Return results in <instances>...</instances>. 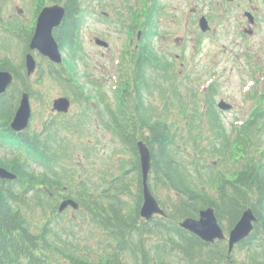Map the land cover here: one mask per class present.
<instances>
[{
	"label": "trees",
	"instance_id": "1",
	"mask_svg": "<svg viewBox=\"0 0 264 264\" xmlns=\"http://www.w3.org/2000/svg\"><path fill=\"white\" fill-rule=\"evenodd\" d=\"M52 1L67 10L54 35L67 65H75L84 61L81 29L89 0ZM167 63L149 45L130 56L119 106L106 114L115 151L106 155L108 165L98 158L91 174L78 157H93L95 148L73 144L69 132L81 136L80 129L65 115L51 114L41 131L11 130L22 94L35 95L30 77L6 68L16 81L0 96V149L11 155L0 166L18 178L0 179V264H264V83L262 91L247 94L254 106L249 118L227 130L213 86L202 95V113L196 92L186 101V91L175 89L178 73ZM44 76L85 98L65 66L47 63ZM140 141L151 156L148 186L165 212L150 221L140 215ZM70 199L79 205L75 219L89 223L100 240L86 245L63 238L70 207H59ZM209 207L226 232L252 209L253 231L232 252L226 241L205 243L181 227Z\"/></svg>",
	"mask_w": 264,
	"mask_h": 264
},
{
	"label": "rangeland",
	"instance_id": "2",
	"mask_svg": "<svg viewBox=\"0 0 264 264\" xmlns=\"http://www.w3.org/2000/svg\"><path fill=\"white\" fill-rule=\"evenodd\" d=\"M138 1L146 10L148 1ZM46 2L49 0H0L1 63L6 64L5 60H9L15 68L25 63V53L29 49L25 45L24 36L35 24L39 6L46 5ZM134 2L136 0H108V5H118L123 12L125 6H131ZM157 3L160 14L152 16L149 25L152 28L154 24L156 34L153 32L149 40H152L154 53L161 58L168 56V61L164 62H168L178 72L174 87L186 91V101L196 92L199 98H196V102L203 113L205 99L202 95L213 86L217 109L220 110L218 105L223 101L231 106L230 110L221 111L225 128L230 130L233 124L242 125L254 107L247 94L250 91H262L260 84L264 83V0H234L233 3L228 0H157ZM92 7L81 29L84 61L70 66L64 62L69 77L73 78L75 85L81 87L85 98L76 97L63 84L34 74L30 78L35 97L30 96L32 119L29 126L31 131H41L47 118L54 114V100L68 97L72 107L70 113L62 119L76 125L81 133V136L74 133L72 137L69 132L70 139L74 145L81 141L90 150L95 148L96 151L93 157L88 155L86 160L78 157L84 161L81 166L87 167L89 174L91 167L99 166L94 164L98 158L106 159L108 153L115 151L110 150L116 146L107 128V108H118V95L115 91L119 88L124 65L129 64L128 58L137 43V29L143 31L142 19L128 20L124 13L116 11L115 15L109 17L110 21L102 22L96 19L101 9L109 13L113 9L106 8L105 4ZM245 11L253 14L255 24H250L244 15ZM202 16L206 17L211 28L206 33L199 27ZM22 24L25 28H22ZM97 37L106 41L108 47L97 45ZM41 65V69L46 70V63ZM177 87L175 89H179ZM202 126L203 131L208 132L207 125ZM10 157L9 152L0 149V159ZM104 161L108 165V160ZM76 212L73 209L66 212L63 220L65 224L62 226L66 227L67 232L63 238L69 237L73 242L80 241L86 245L100 240L89 223L75 219L78 215ZM72 217L75 222L69 224L67 221Z\"/></svg>",
	"mask_w": 264,
	"mask_h": 264
},
{
	"label": "water",
	"instance_id": "3",
	"mask_svg": "<svg viewBox=\"0 0 264 264\" xmlns=\"http://www.w3.org/2000/svg\"><path fill=\"white\" fill-rule=\"evenodd\" d=\"M66 15V9L61 5L47 6L40 12L35 26L34 35L30 43L31 51H39L45 57H48L52 62L62 63V55L57 41L53 36L55 28L62 24ZM246 15L250 21L253 22V16L247 12ZM199 26L203 32H208L211 28L205 17H202ZM96 43L102 47H108V44L101 40L96 39ZM26 68L28 75H32L36 71L37 63L34 56L29 53L26 55ZM13 82V75L10 72L0 71V95L5 94L8 87ZM71 107V102L66 97H60L53 102V111L58 113H67ZM218 107L223 111H228L231 106L224 101ZM32 116V108L30 97L28 93H24L20 100L19 107L14 115L10 124V128L15 132H22L26 130L30 124ZM139 156L141 161L143 183H144V202L141 208V217L149 221L154 215H165L164 210L160 207L158 201L152 195L148 184V176L151 169V156L147 145L144 142L138 143ZM0 179L14 181L17 176L9 170L0 167ZM77 210L78 203L74 200H65L61 203L59 211L62 212L68 207ZM256 217L252 209H247L243 212L239 221L229 233L227 239L225 232L218 222L215 210L212 207L200 211L199 218H187L180 225L183 229L198 236L206 243H213L216 240H228L230 252L233 248L248 238L253 231Z\"/></svg>",
	"mask_w": 264,
	"mask_h": 264
},
{
	"label": "flooded vegetation",
	"instance_id": "4",
	"mask_svg": "<svg viewBox=\"0 0 264 264\" xmlns=\"http://www.w3.org/2000/svg\"><path fill=\"white\" fill-rule=\"evenodd\" d=\"M147 1H148V6H147L146 10L140 4V1L136 0V2L131 3V6L129 5L130 7L129 6L128 7L125 6V8L123 9V12H122V8H120L118 5H113L112 7H109L108 0H89L88 5H90L89 8L93 9L92 6H96L97 4H99V5L105 4L107 6L106 8L113 9V11H111V13H109L108 11H103L104 9H101V11L96 15V19L99 20V21H102V22H106L109 19V17L115 15L117 12H120V13H125V15H126V17H127L128 20H138V17H140V15L142 14L143 15V18H142L143 19V22H144V24H146V22H148L149 20H150V22L152 21V16L154 17L157 13L160 14V9L157 7V5H158L157 0H147ZM228 1H229V3H233L234 2V0H228ZM54 5H62V4L61 3H56L55 1H52V0H49V2L46 5H40L39 6V11H38V13H37L38 15H37V17L35 19V24L32 25L29 33H27L24 36L25 37V39H24L25 40V45H26V47L28 45V49H29L28 51L29 52H30V48H29L30 41H28V39L31 40V38L34 35L36 21H37V18L39 16L40 12L42 11V9L44 7L54 6ZM62 6H64V5H62ZM89 8H87V15L86 16H88V14H89ZM144 10H145V12H144ZM66 15H67V10H66ZM66 15H65V17H66ZM146 15H149V17H147ZM65 17H64V19H65ZM64 19H63V21H64ZM110 20H108V21H110ZM63 21H62V24H63ZM253 21H254V24H255L256 23V20L253 19ZM129 22H131V21H129ZM22 25H23L22 28H25L24 24H22ZM60 26L54 29V31H53L54 38H55L54 33H55V31L58 28H60ZM128 26H130V25H128ZM138 27H139V24H138ZM153 27H154V24H152V28ZM137 31H138L137 32V38H136L137 39V43L134 46L135 52L142 51V40L143 39H144L145 45H149L150 47L153 48V46H151L152 45V40L150 42L149 38L144 37V35L142 34L143 31H141L139 28L137 29ZM153 32L155 33V29H154V31L151 32V34L149 35V37H151L153 35ZM29 52H26L25 54L27 55ZM33 54L37 58L36 59V62H37V67H36L37 68V72H36V75H39V73H41V71H42V74H43V72H44L45 69H43V68L41 69V67H42L41 64L43 63V65H45V63H46V65H47V63H51V62L47 58H45L44 56H42L38 51L33 52ZM165 58H168V56H166ZM5 61H6V64L0 62V71L9 72V71L6 70V68H9V70L10 69L11 70H14L15 69V67L11 63V61H9V60H5ZM20 71L22 72L21 75L28 76V74H27V68L25 66V63H23L22 67H20ZM11 73L13 74L14 80H13L12 84L9 86L8 91L12 89V86L14 85V83L16 81V74H15V72L13 73V71H11ZM42 74L40 75L41 77H43Z\"/></svg>",
	"mask_w": 264,
	"mask_h": 264
}]
</instances>
